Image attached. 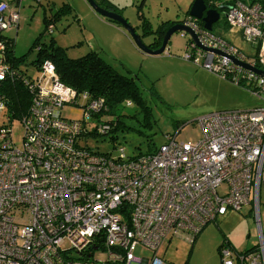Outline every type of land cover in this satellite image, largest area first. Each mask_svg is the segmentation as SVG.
Masks as SVG:
<instances>
[{
  "label": "built area",
  "instance_id": "1",
  "mask_svg": "<svg viewBox=\"0 0 264 264\" xmlns=\"http://www.w3.org/2000/svg\"><path fill=\"white\" fill-rule=\"evenodd\" d=\"M27 1L0 0V86L11 66L7 45L15 42L5 35L17 30ZM209 1L217 10L229 5L228 24L242 30L256 54L248 56L188 15L182 23L197 33L201 46L190 39L191 52L183 57L245 88L263 105L200 117L202 136L196 143L168 134L152 153L129 157L119 147L113 156L82 137L90 120L97 132L109 130L103 121L93 122L112 119L108 113L95 117L106 108L104 99L68 87L55 64L44 60L28 82L34 94L29 114L21 120L22 145L15 144L9 124L0 126V264H88L84 253L98 240L106 258L97 259V252V264H174L160 256L174 237L195 238L229 208L241 210L249 203L259 219L264 74L243 63L264 70V0ZM48 31L52 34L53 26ZM124 104L133 105L131 100ZM66 105H79L82 117H65ZM4 109L0 95V112ZM223 185L227 188L220 194ZM258 223V247L237 251L226 242L220 249L223 264H264L260 219ZM138 247L152 256H137Z\"/></svg>",
  "mask_w": 264,
  "mask_h": 264
},
{
  "label": "rangeland",
  "instance_id": "2",
  "mask_svg": "<svg viewBox=\"0 0 264 264\" xmlns=\"http://www.w3.org/2000/svg\"><path fill=\"white\" fill-rule=\"evenodd\" d=\"M63 1L72 5L73 12L57 20L54 23V32L49 34L47 30L35 46H44L53 38L56 45L67 48L70 58H78L92 50L98 51L117 72L134 77L141 97L150 110L151 126L142 127L137 124L138 120L145 119L141 107L135 103L132 106L123 104L121 113L125 117L124 121L141 132L119 130L115 133L116 140L111 139V133L84 138L83 141L95 150L118 156L119 147H124L126 156L134 157L158 148L165 141L166 135L175 133L178 141L193 144L202 136L198 123L200 117L215 111L246 110L263 105L261 98L245 88L219 77L193 60L185 59V53L191 52L188 49V34L184 36L181 31L175 32L164 53L149 55L135 45L123 26L112 28L103 19L105 17L99 15L86 0H30L24 3L26 7L21 12L17 30L8 31L6 35L15 38L14 53L24 56L26 61L20 67L31 76L36 77L39 73L32 65L38 52L33 46L35 39L45 28L43 19L46 14L62 5ZM107 1L114 4L115 8H120V14L141 34L144 42L150 44L155 35L144 34V20L139 14L155 29L163 21H181L186 18L194 0ZM49 5H53L52 10ZM212 32L227 39L248 56H255L256 51L246 42L242 30L228 24L224 11L213 24ZM202 62L203 59L200 63ZM79 105H66L63 115L67 118H81L82 110ZM130 116H136L137 119ZM5 118L6 112H0V124L8 123L12 127L15 144L22 145V121L15 119L9 122ZM93 125L90 120L89 129ZM226 188V185L221 186L219 193H225ZM260 201L259 219L264 234V188L260 192ZM259 219L252 203L243 206L241 210L229 208L224 215H219L214 221L207 223L195 238L174 237L162 247L160 256L174 264H223V254L220 251L223 241H228L237 251L258 247ZM135 254L143 258L152 256V252L143 247H138ZM96 258L104 260L106 256L99 251Z\"/></svg>",
  "mask_w": 264,
  "mask_h": 264
},
{
  "label": "trees",
  "instance_id": "3",
  "mask_svg": "<svg viewBox=\"0 0 264 264\" xmlns=\"http://www.w3.org/2000/svg\"><path fill=\"white\" fill-rule=\"evenodd\" d=\"M96 2L103 8L120 13V8H115V5L110 1L96 0ZM73 10L74 8L69 3L63 1L62 5L57 7L56 10L45 15L43 19L45 28L43 32L40 33V36L35 39L33 46V48H37L38 52L36 58L32 61V65L40 71L42 62L44 60H50L55 64L57 74L65 85L76 90L78 93L88 91L93 98L104 99L106 108H103V111L95 115V117L99 118L105 113H108L112 116V119L93 120V122L103 121L105 124L109 125V130L102 134L97 132L96 128L94 129L93 127L88 129L86 134L82 132V137L95 134L103 136L111 133V139L116 140L117 135L115 133L119 130H138V132H141L135 126L128 125L124 121L125 117L121 113V106L124 104L125 100H131L133 104L135 103L141 107V112L145 119L138 120L137 124L142 127H150V110L141 97L140 88L134 77L117 72L113 65L103 58L98 51L92 50L78 58H70L67 55V48L56 45L53 38L44 46H35L42 34H44L50 26H53L54 31V23L62 16L72 13ZM139 17L144 20L142 23L144 34L155 35L154 41L149 44L151 48H158L161 45L167 29L176 22L169 20L163 21L155 29H152L149 21H147L143 15L139 14ZM105 19L121 27L118 22L108 18ZM77 20L80 21V18H77ZM201 24L203 23L201 22ZM5 36L10 39L13 38L9 35ZM13 47L14 41L7 45L6 61L11 66L9 74L0 86V95L3 97L5 103L4 111L6 112V118L4 120H8L9 122L15 119L22 120L29 114L34 94L28 85L30 78L32 79L33 76L20 67L26 60L24 56L15 55ZM130 117H135L137 119L136 116ZM6 124L8 123L4 122L0 124V126ZM154 151L155 149H152L147 153H152ZM226 242L230 245L228 241H223L220 245V249ZM103 249L102 240L92 243L84 253V259L89 263L97 264L94 255L99 251H103ZM253 249L254 248L250 250Z\"/></svg>",
  "mask_w": 264,
  "mask_h": 264
},
{
  "label": "water",
  "instance_id": "4",
  "mask_svg": "<svg viewBox=\"0 0 264 264\" xmlns=\"http://www.w3.org/2000/svg\"><path fill=\"white\" fill-rule=\"evenodd\" d=\"M207 1L209 0H194L190 8L188 10L189 16L198 19L203 23L204 28L207 30L213 29V24L217 22L220 18V11L214 8H208ZM89 5L101 16L112 19L119 23V25L123 26L127 32L130 34L135 45L143 52L149 55H160L165 52L168 42L171 36L177 31H183L190 36V39L195 42L196 45L201 46L197 33L189 26L182 23L181 21H176L171 27H169L164 34L162 39V43L158 48H151L149 44L145 43L141 34H139L136 29L124 18L120 13L111 11L109 9L103 8L100 6L96 0H87ZM225 6H223L224 9ZM209 51H214L213 49L205 48ZM240 63V62H239ZM245 67H249L250 69L264 74V70H260L258 68H253L248 64H244Z\"/></svg>",
  "mask_w": 264,
  "mask_h": 264
},
{
  "label": "crops",
  "instance_id": "5",
  "mask_svg": "<svg viewBox=\"0 0 264 264\" xmlns=\"http://www.w3.org/2000/svg\"><path fill=\"white\" fill-rule=\"evenodd\" d=\"M28 1H30V0H28ZM28 1H27V2H28ZM86 1H87V0H86ZM66 2L69 3L68 1H66ZM69 4H70V3H69ZM70 5H71V4H70ZM71 6H72V5H71ZM25 7H26V6H24L23 9H25ZM49 7H50V8H53V5H49ZM23 9H22V10H23ZM22 10H21V12H22ZM102 17H103V16H102ZM103 19H105V18H103ZM105 20H106V19H105ZM106 21H107V20H106ZM106 23H107L108 25H110L112 28H115L116 26H118V25H116V24H114V23H111V22H109V21H107ZM118 27H120V26H118ZM120 28H121V27H120Z\"/></svg>",
  "mask_w": 264,
  "mask_h": 264
},
{
  "label": "flooded vegetation",
  "instance_id": "6",
  "mask_svg": "<svg viewBox=\"0 0 264 264\" xmlns=\"http://www.w3.org/2000/svg\"><path fill=\"white\" fill-rule=\"evenodd\" d=\"M207 6H208V8H213V7L211 6V3H210V1H207ZM225 6H226V7H229V5H228V4H226ZM226 7H225L224 9H223V8H222V9H220V10H219V11H220V13H221L222 11H224V12H225V11H226ZM200 22H201V21H200Z\"/></svg>",
  "mask_w": 264,
  "mask_h": 264
}]
</instances>
